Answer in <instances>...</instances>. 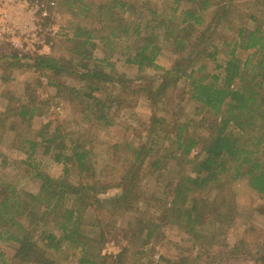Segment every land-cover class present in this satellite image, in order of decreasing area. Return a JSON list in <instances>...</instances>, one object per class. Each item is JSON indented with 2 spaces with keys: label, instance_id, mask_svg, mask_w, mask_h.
Listing matches in <instances>:
<instances>
[{
  "label": "trees",
  "instance_id": "16d2710c",
  "mask_svg": "<svg viewBox=\"0 0 264 264\" xmlns=\"http://www.w3.org/2000/svg\"><path fill=\"white\" fill-rule=\"evenodd\" d=\"M244 1L162 0L159 6H152L148 1L57 0L60 8L73 17L69 27L72 32L65 34L68 54L53 51L29 57L10 48L9 53L5 50L8 54L0 55L11 65L25 62V66L46 73L48 83L59 94L62 91L73 93L71 99L81 95L85 102L83 117L89 120L94 117L110 126L113 123L110 109L120 98L108 92V84L119 83L125 95H133L138 90L125 74L106 70V67H114L109 60L116 43L113 36L122 38L119 55L138 72L163 69L157 59L167 43L178 58L170 68L163 69L160 80L139 87L148 100L154 101L163 95L172 105L167 116L152 118L150 141L164 151L150 166L154 171L166 168L172 159L181 172L190 165L187 173L181 174L171 188L167 202L164 199L168 191L147 193L140 188L142 165L150 153L145 145L114 143L117 161L109 166L110 171L95 178L94 150L84 134L62 123L54 126L47 123L38 130L32 128V119L43 114L46 105L30 92L28 103L0 111V130L8 127L18 131L15 137L19 138L26 154L23 163L37 168V162L32 161L41 147L44 154L63 164V176L44 175L35 193L0 181V223L3 226L0 241L16 244L11 260H16L17 264H60V260L70 254L76 264H126L127 258L131 264H222L230 257L231 264H235L241 256L240 259H248L253 264H264V247L259 245L255 249L251 244L252 235L260 230L254 225L246 231L249 241L245 238L225 252H217L215 248L217 230L221 232L220 237L223 236L236 214L235 192L220 176L230 170L231 178H246L264 197V21L244 11L239 4ZM254 1L261 4L264 16V0ZM79 17L83 18L82 23L78 22L82 19ZM234 19L251 21L253 26L250 23L239 26L233 43H227L231 47L222 62L217 61L219 48L215 36L220 27ZM106 31L111 34L106 35L109 33ZM98 38L106 39L101 56L96 52ZM239 47L252 48V53L242 59L236 53ZM198 56H203L200 63L196 62ZM204 58L214 63L212 70L208 69L210 62L203 61ZM49 71L57 75L68 73L84 83L68 86L56 75H49ZM180 85L184 90L176 94L174 89ZM122 90L117 88L118 95ZM103 93L105 98L101 97ZM186 101L192 104L191 114ZM204 112L211 113L212 120L201 155L195 159L191 153L200 141L190 131V116ZM20 123L26 128L19 133ZM156 138L168 142L156 141ZM72 170L77 181L70 180ZM213 185L220 187L214 197L197 195V189ZM113 186L122 187L123 191L114 198L113 204L106 206L100 193ZM140 201H145L146 205L154 203L161 210L156 213L141 210ZM100 206L108 213V219L89 213ZM127 213H134V221L128 222H135L140 231V235H134L139 236L137 248L131 252L123 249L109 258L103 252V244L116 227L114 215ZM86 224L99 227L98 235L87 232L83 228ZM167 225L183 227L192 247L198 249L197 253L164 258V263L148 259L145 245ZM2 256L0 252L1 261L8 264L10 258Z\"/></svg>",
  "mask_w": 264,
  "mask_h": 264
},
{
  "label": "rangeland",
  "instance_id": "374dc122",
  "mask_svg": "<svg viewBox=\"0 0 264 264\" xmlns=\"http://www.w3.org/2000/svg\"><path fill=\"white\" fill-rule=\"evenodd\" d=\"M56 5L53 9L49 11V16L43 19V24L45 26V39L48 44V50L42 54H50L51 52L60 51L65 55L69 53V45H67V36L70 35L72 29L69 27L72 25L71 21L73 17L71 14L60 8L57 0ZM136 3H141L143 1H148L152 6H159L162 0H131ZM243 6L244 11L250 12L263 18V7L259 3H255L254 0H246L239 3ZM82 18V17H79ZM78 22H83L82 19H78ZM245 23H250L251 21H239L234 19L230 21L223 27L218 29V33L215 36V41L218 43V60L222 62L226 51L231 47V44L227 43L231 41L236 35V30L239 26ZM101 31V30H99ZM98 31V32H99ZM108 34H111V31ZM116 43L113 49V54L109 57V60L113 63V68L106 67L108 72L123 73L125 77L131 81V84L138 89L133 95H125L124 91L121 89L119 83H109V93L120 98L113 102V107L110 109V115L113 118L112 125H106L103 122H99L94 117L89 120L83 117L85 112V102L81 98L82 96H74L73 93L62 91V93H57L56 88L48 83L47 75L40 73L33 69V67L25 66V62L22 64L11 65V62L6 58H0V111L3 112L10 107L17 108L20 103H28L30 92L37 100H41L46 105V110L43 114L35 116L31 125L32 128L38 130L44 126V124H50L52 126L62 123L66 128H72L77 133H82L91 141V147L94 150V155L92 156L95 163V178L99 177L100 174L107 173L110 171V165H114L117 161L118 154L114 153L112 145L114 143L131 142L135 146L145 145L150 153L147 159H145L142 167L143 173L140 179V188L147 193L151 191H156L162 193L163 190L168 191L165 196L164 201L170 200L171 188L176 184L179 176L181 174H186L189 166H185L184 170L181 172L177 171V166L175 165V160L170 161L167 165L168 167L159 170H153L150 166V162L155 158L162 155L164 148L158 144H152L150 141V136L152 133L151 127L152 118L154 116L168 115L169 108L172 107L171 104L167 103L168 98L161 95L157 100H148L144 90L139 91V87H144L149 84V81L160 80V75L164 72L163 69L170 68L175 60L178 58V54H173L169 48V45L164 44V49L159 55L157 62L163 69H145L138 72L134 65H130L123 61L120 57V46L122 45V38H117L113 36ZM98 49L96 50L97 55L101 56L102 50L105 49L106 39H97ZM10 48H13L8 44L0 45V55H5L6 49L8 53ZM46 49V48H45ZM44 49V50H45ZM18 53L23 55H28L29 57L39 55L38 53H22L17 50ZM6 53V54H8ZM237 55L245 59L252 53V48H238L236 51ZM203 56H198L196 62H202ZM203 61L210 62L204 58ZM208 69H213V62L209 63ZM49 75H56L62 81L66 82L68 86L76 85L79 86L80 83L83 84L84 81L78 80L75 76H68L65 74H55L51 71L48 72ZM38 80L40 82H38ZM83 82V83H82ZM117 88L122 90L121 95H118ZM177 90V91H176ZM184 90L183 85H180L178 89H174L176 94H180ZM173 91V92H174ZM175 95V92H174ZM178 96V95H176ZM102 98L106 97V94H101ZM73 98V97H72ZM187 103V110L189 114L192 111V104L189 101ZM192 124L190 126V131L195 135L200 143L191 153V157L197 159L198 155H201V150L205 145V140L209 135L208 124L212 120V114L204 112L198 116L191 115ZM7 127V126H6ZM19 133L26 127L20 123L17 126ZM17 130L14 131L11 128H5L0 130V181L5 180L6 182L16 185L18 188L24 191L37 192L43 182L44 175H50L53 177L63 176V164L55 162L50 156L43 153L42 148H39L36 156H34L33 163L36 164L37 168L30 166L29 164L23 163L22 160L26 157L23 152L20 143L15 135ZM162 141L167 143V140L158 139L156 141ZM121 148L119 149V151ZM131 154V153H129ZM40 161V163H39ZM102 173V175H103ZM108 175L109 172H108ZM221 174H219L220 176ZM220 177L224 180L227 187L232 188L235 192V205L236 214L235 219L232 224L226 228L223 236L220 237V230H217L216 239L217 243L215 248L217 252L231 250V245L240 244L245 238L249 241V236H246V231L252 226L259 227L260 230L254 235L252 239L254 242L251 244L255 249L257 246L264 247V197L260 196L247 182L246 178H231L230 170ZM77 176L75 170L70 172V180L77 181ZM1 187V186H0ZM123 191L121 187H111L106 191L100 193V197L104 205L109 206L113 204L114 198L119 196ZM197 195L201 197L212 198L217 195L220 191V187L217 185L210 186L205 189H197ZM139 208L141 210L149 211L152 213L159 212L161 208L154 203L146 205L145 201H140ZM90 214L96 215L100 214L102 218L108 219L109 215L100 206L99 209L95 210L92 208ZM116 220V227L112 234L106 236V240L103 244V252L108 257L117 256L123 249L128 248V250L133 251L137 248L138 237L134 235H140L138 225L130 224L128 221L135 219L134 213H127L126 215H114ZM22 220H26L23 218ZM137 225V226H136ZM3 228L0 223V230ZM87 232L91 233L92 236H97L100 228L93 227L91 225H84ZM94 231L91 232V231ZM260 234V235H259ZM259 235V236H258ZM188 234L184 231V228L178 225H167L162 227V231L157 233L150 239V241L145 245L147 247V258H153L155 261H160L164 263V258H176L182 254L195 255L197 253V248H193L191 242L188 240ZM227 244L226 246L223 245ZM16 244L14 242H4L0 241V252H2L4 258H10L14 253ZM71 255L67 254L66 257L60 260V264H76L70 259ZM130 257V256H129ZM241 257V256H240ZM235 260V264H253L248 259ZM128 263L131 264V260L127 258ZM224 262V263H223ZM222 264H231V257L225 258ZM0 264H6L1 261ZM8 264H17L16 260L9 259Z\"/></svg>",
  "mask_w": 264,
  "mask_h": 264
},
{
  "label": "built area",
  "instance_id": "2783aa9c",
  "mask_svg": "<svg viewBox=\"0 0 264 264\" xmlns=\"http://www.w3.org/2000/svg\"><path fill=\"white\" fill-rule=\"evenodd\" d=\"M55 5V0H0V45L8 43L22 53H44L49 46L43 19Z\"/></svg>",
  "mask_w": 264,
  "mask_h": 264
}]
</instances>
